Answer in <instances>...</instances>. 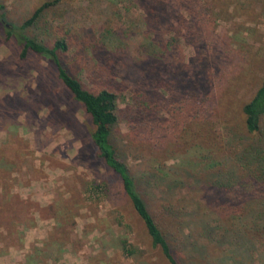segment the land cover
I'll return each mask as SVG.
<instances>
[{"label":"rangeland","instance_id":"obj_1","mask_svg":"<svg viewBox=\"0 0 264 264\" xmlns=\"http://www.w3.org/2000/svg\"><path fill=\"white\" fill-rule=\"evenodd\" d=\"M46 1L0 0V264H170L152 245L120 179L99 157L94 124L83 105L47 60L33 53L22 59L21 46L1 24L20 26ZM201 1L212 8L214 21L195 42L181 39L180 55L184 83L198 76L212 116L191 123L176 109L157 108L151 114L160 124L150 133L135 127L134 119L140 122L144 114L133 115L135 98L126 90L113 135L137 175L163 170L148 198L154 211L180 218L175 225L167 221L182 231L177 252L183 264H232L241 256L264 264V239L248 237L241 247L201 237L207 227L239 228L227 218L219 174L239 172L233 152L257 140L246 131L242 107L264 79V0ZM144 13L137 0H63L25 33L51 43L56 26L67 21L73 33L94 30L101 37L103 31L108 35L109 20L119 28L111 62L134 68L137 46L145 40ZM84 54L89 62L84 58L85 67L77 65V76L97 90L89 77L93 51ZM204 55L202 73L193 59ZM125 75L124 68L115 70L111 80L122 84ZM203 127L204 136L196 139ZM125 240L135 253L124 250Z\"/></svg>","mask_w":264,"mask_h":264},{"label":"trees","instance_id":"obj_2","mask_svg":"<svg viewBox=\"0 0 264 264\" xmlns=\"http://www.w3.org/2000/svg\"><path fill=\"white\" fill-rule=\"evenodd\" d=\"M62 1L44 2L18 27L10 26L4 21L1 24L6 28L8 37L14 36L21 46L22 59L33 53L55 67L58 78L68 88L74 100L81 103L90 115L94 124L92 139L98 155L107 168L120 179L123 191L143 221L152 245L160 249L170 264H183L177 252L182 231L169 226V222L175 225L180 218L163 210L154 211L148 198L152 183L156 184L163 179L164 176L160 174H163V170L153 168L148 173L137 175L121 153L113 134L121 121L119 100L126 90L132 92L135 98L133 115L140 118L144 114L142 121L135 122L134 119L135 127L143 125L150 133H154L160 124L151 114L157 108L169 107L168 111L176 109L189 115L191 123L208 122L206 119L212 116V110L204 104L198 76H190L188 82L184 83L185 57L180 53L181 39L195 42L201 29L203 31L204 27L214 21L213 10L201 0H137L145 12V40L137 46L140 60L134 62V68L133 64L126 68L128 63L120 67L117 62H111L115 58V52L110 47H115L119 28L111 25L109 20L106 22L109 24L106 25L108 35L103 31L101 37L94 30L89 35L73 33L72 26L67 21L56 26L58 31L51 43L25 33L26 29L37 27L46 20L48 12L58 8ZM175 24L177 28L173 30ZM172 32L175 35L170 37ZM88 50L93 51L96 60L89 71V77L96 82L97 90L88 87L77 76V65L85 67L82 60L85 58L84 52ZM204 57L205 55L200 59H193L202 73ZM85 60L89 62V57ZM169 60L174 63L171 67ZM190 66L192 69L193 65ZM122 68L126 71L124 83L111 80L114 71ZM195 69L191 73L196 74ZM163 73H171L172 76L166 78ZM242 112L248 135L257 140L248 142L233 152V158L240 166L239 172L230 168L220 170L219 174V186L229 207L225 210L228 213L227 218L232 217L233 224L239 230L225 227L224 230L216 231L213 227H207V232L204 230L201 234L202 238L211 242L228 240L232 245L238 244L241 247L251 238L258 241L264 239V79L254 96L243 105ZM206 129L207 127H203L200 136L197 132L196 139L203 137ZM216 164L215 162L214 166ZM215 223L216 227L217 221ZM123 245L127 253H135L127 240ZM248 249L246 247L247 251ZM232 264L252 263L241 256Z\"/></svg>","mask_w":264,"mask_h":264}]
</instances>
